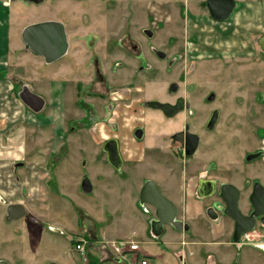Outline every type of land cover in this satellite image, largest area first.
I'll return each instance as SVG.
<instances>
[{
	"label": "rangeland",
	"instance_id": "374dc122",
	"mask_svg": "<svg viewBox=\"0 0 264 264\" xmlns=\"http://www.w3.org/2000/svg\"><path fill=\"white\" fill-rule=\"evenodd\" d=\"M205 1L11 0L9 13L0 8V42L5 41L7 15L17 22L16 33L19 22L52 18L64 22L70 52L53 65L55 69L66 64L63 72L70 81L56 78L68 81L72 94L67 104L73 108L65 118L61 113L66 100L56 99L60 114L50 123V85L40 80L36 89L26 80L46 100L36 113L21 104L18 91L23 82L8 79L12 88L6 113L0 109V128L6 127L0 137L7 146L3 150L13 155L0 160L6 163L0 168V260L9 264H89L91 259L97 264H193L201 250L200 260L206 264L214 252L197 241H210L211 229L216 236L223 233L232 240V219L205 213L209 207L221 212L224 203L196 197L195 188L200 175L232 183L240 189L239 205L247 213L253 182L264 184V60L256 41L264 34V0H237L240 7L227 21L213 19ZM250 2L261 7L255 33L253 25L242 22L240 16L250 11L245 10ZM146 29L153 35L148 36ZM157 51L166 58L161 59ZM48 71L47 66L38 69L44 75ZM171 83L178 84L175 94L183 95L198 112L187 119L191 131L202 139L190 159L182 155V160L179 156L173 160L171 153L180 149L176 143L170 146L169 139L184 127L188 114L171 120L141 107L147 100H174L168 91ZM113 87L125 89L117 104L109 94ZM74 108L87 115L83 122H75ZM215 108L221 114L210 131L205 128L206 118ZM137 124L146 128L142 142L133 137ZM113 135L122 138L127 158L120 171L103 148ZM12 137L18 138L19 147L26 141L25 150L17 147L15 151L9 144ZM153 141L161 146L160 153L165 151L171 158L161 163L158 155H144L143 147ZM250 153L255 156L249 158ZM17 162L23 166L15 173ZM172 168L182 175L169 178ZM85 175L93 185L90 193L81 189ZM147 179L180 202V216L185 193L190 210L203 213L200 219L186 217L187 231L165 225V232L156 236L155 207L139 202ZM171 185L176 188L171 190ZM190 191L193 196L187 194ZM14 202L24 204L27 212L7 221L6 207ZM242 237L240 243L246 246L229 248L233 263L243 264L247 252L261 253L264 261V251L247 246L264 237V224L258 223ZM114 240L121 246L118 252L111 248ZM132 241L139 243L140 251L130 250ZM79 242L85 246V255L77 248ZM216 259L217 264L224 263Z\"/></svg>",
	"mask_w": 264,
	"mask_h": 264
},
{
	"label": "water",
	"instance_id": "95a60500",
	"mask_svg": "<svg viewBox=\"0 0 264 264\" xmlns=\"http://www.w3.org/2000/svg\"><path fill=\"white\" fill-rule=\"evenodd\" d=\"M34 3H41L44 0H28ZM209 13L213 19L217 21H227L232 16L234 10L238 7L237 0H206ZM145 33L148 36L153 35V31L146 29ZM22 39L27 49L33 53L44 57L47 63H52L62 58L67 54L69 49V41L64 22L60 20H44L27 25L22 32ZM256 41L260 45V55L264 60V34L260 35ZM159 54L164 57V54ZM177 83H172L170 90L176 91ZM30 98L35 99L32 104L36 110H39L43 105V100L30 93ZM210 100L214 98L211 95ZM185 98L180 97L176 104L164 102L157 99L148 100L145 102L147 107L161 109L168 117H173L178 112L185 108H189V103L185 104ZM218 110L214 111L210 122L207 125L208 129H213L218 120ZM184 132L176 133L174 139L179 140V137ZM189 141L186 147V157L192 156L197 149L199 136L191 131L188 127L185 132ZM137 137H141L142 130L136 131ZM104 149L107 153L108 161L116 168H120L122 159L118 150L117 141L110 139L106 141ZM255 155H250L249 158ZM212 180H203L200 182L198 194L200 196H207L213 193L214 189L204 192L203 187L208 184H213ZM81 189L85 193H90L93 190L91 179L85 175L81 182ZM221 196L225 202L224 213L235 220V228L233 233V240L235 243H240L242 235L256 228L257 217L264 214V185L261 181H256L253 190L250 194L249 200L253 206V212L246 215L239 207V188L232 184L226 183L221 188ZM140 203L150 204L155 207V218L152 220L153 230L156 236L160 235L164 226L171 224L177 230H189L190 226L183 220L178 218V206L167 196H165L159 185L154 180H147L140 191ZM26 209L22 204H9L7 206L6 220L11 221L23 217ZM208 214L211 218H216L217 213L214 207H209ZM261 222L264 224V217ZM0 264H9L6 260H0Z\"/></svg>",
	"mask_w": 264,
	"mask_h": 264
},
{
	"label": "crops",
	"instance_id": "0c3cea01",
	"mask_svg": "<svg viewBox=\"0 0 264 264\" xmlns=\"http://www.w3.org/2000/svg\"><path fill=\"white\" fill-rule=\"evenodd\" d=\"M11 2L8 3V1L6 0H0V8H3L5 10L6 13H9V7L11 6ZM240 7V5L238 6ZM237 7V8H238ZM260 3L258 2H250L249 4H247V7L245 10H250L249 12H247L249 15L247 16V13L241 14V20L242 22H250L251 25H253V30L255 33V28H259L260 27ZM236 11V10H235ZM234 11V12H235ZM252 11H254V13H252ZM234 12L232 14V16L230 18L233 17ZM258 19V21H257ZM51 20H56L54 18H52ZM31 23H35L34 21L32 22H28V23H21L19 22V24L21 25L20 28V32L16 33L14 32V28L16 27L17 22H15V19L13 18V16L9 17V15H7V21L3 24L6 25V29H5V41H1L0 42V109L4 110V113H6V106L8 103V98H9V94L12 88L11 85H8L7 83L9 82L8 79L10 78H14L15 80L18 81V83H20V87L19 90L21 91V95L19 96L20 98V102L22 105L24 104L25 106H27L28 108H30L32 111L38 113L43 107H45L46 105V100L45 98L40 95L38 92H35L32 90V88L39 89V85L38 82L40 81L41 83H43V81H46L47 85H50V123L54 122L55 118H56V113L60 114L59 112H56L57 108H60V106H58L56 99L61 98L63 101L66 100V103H63V110L61 115L65 116H69L70 113L73 111V108L71 109V106H68L67 104V100L71 98V90H68V85L67 82L70 81V79L66 78V72L64 73V66L66 65L65 62L63 64H58L57 68L54 69L53 64L55 63H47L44 59V57L37 55L35 53H33L30 49H27L25 46V43L23 42L22 39V32L23 29L31 24ZM1 22H0V26H1ZM3 26V25H2ZM67 31V29H66ZM70 47L71 44L69 42V49L66 55L64 56H68L69 52H70ZM63 56V57H64ZM53 65V66H52ZM43 66H47V68H50V71H48V75H44L38 72L39 68H42ZM53 67V68H52ZM66 68V67H65ZM60 69V70H58ZM57 71V72H55ZM56 73V74H55ZM55 74V77H54ZM56 76H60L61 78L64 77L67 80H58V78H56ZM20 80V82H19ZM28 80L31 83V87L30 88V84L26 81ZM25 90V91H23ZM32 93L38 97H40L43 100V105L41 106V108L39 110H36L34 108V105H32L35 102V99L30 98L29 94ZM3 107V108H2ZM75 109V116L73 115V118L75 119V122L79 123L81 122L80 119L84 116V114H80L79 112H77V108ZM59 116V115H58ZM2 120L0 119V122ZM5 126L0 128V135L3 133L4 134V130H5ZM4 131V132H3ZM2 132V133H1ZM2 134V135H3ZM9 140L13 141V143H11L9 141V144L12 148L15 149V151L20 148L19 147V140L18 138L13 139L9 138ZM2 141V142H1ZM4 141L3 138L0 137V153L3 155L2 159L0 158V160L5 161L8 158V153L10 154L9 157H11V155H13V152L11 150H3V148H6L7 146L3 145ZM25 142H23V147L22 150H25ZM18 147V148H17ZM15 154V153H14ZM108 159V157H107ZM2 166H6V163H1L0 162V168ZM23 166V162H17L15 163V173L17 171V169L19 167ZM169 188L172 190L174 188H176L175 185H171L169 186ZM184 190H186V187H183ZM93 191V190H92ZM187 194H192L189 196H193L194 194L190 191ZM181 202L185 209L183 208V216L180 214H178V218L183 220L185 223L186 222V217L188 219L191 218V220L195 219V220H199L200 216H202L203 213L200 214V212H192L190 210V208L187 205V202H189L188 198L187 199H182ZM140 202V200H139ZM15 204L19 203L22 204L20 202H14ZM14 203H10V204H14ZM174 203L180 204V202L178 201H174ZM9 205V204H8ZM7 205V206H8ZM25 209L26 206L24 204H22ZM178 206V205H177ZM181 206V205H180ZM187 207V209H186ZM179 208V206H178ZM7 210V207H6ZM27 212V209H26ZM206 213V212H205ZM185 214V215H184ZM200 215V216H199ZM153 220V219H152ZM167 226H164V230L163 232H165ZM162 232V233H163ZM210 234V233H209ZM223 234V233H222ZM215 235V232L213 231V229H211V234L210 236L212 237V239L208 242H199L197 241V244H208L207 246L210 247V250H212L214 253L211 254L209 256V259L206 261V264H217L216 261H218L216 258L220 257V259L224 262L223 264H234V257H232L231 255L233 254V252L231 253V250L229 248H231L234 244H237V246L243 247L246 246L245 244H241V243H235L233 240V232H232V240H227L226 238H224V235ZM137 242V241H134ZM241 242V241H240ZM118 242H116L115 240L112 242V246L111 248L114 249V251L118 252L117 250V245ZM140 246V245H139ZM247 246H251L254 249L257 250H262L264 251V237L262 239H260V241L252 243V244H248ZM140 251V250H139ZM248 251V250H247ZM198 253L196 254V258L193 262V264H202L201 259V250L197 251ZM254 254V253H253ZM215 257V258H214ZM232 257V260H231ZM238 262H241L240 260ZM243 264H264V261L261 257V253L258 252V254H256V256H252L251 253H246L245 258L243 259Z\"/></svg>",
	"mask_w": 264,
	"mask_h": 264
},
{
	"label": "flooded vegetation",
	"instance_id": "af4514ba",
	"mask_svg": "<svg viewBox=\"0 0 264 264\" xmlns=\"http://www.w3.org/2000/svg\"><path fill=\"white\" fill-rule=\"evenodd\" d=\"M6 1H8V3L9 2H11V0H6ZM206 2V1H205ZM207 6V5H206ZM236 10V9H235ZM234 10V11H235ZM212 17V16H211ZM159 52H162L161 54H164L165 56L164 57H162L160 54H159ZM157 55L161 58V59H165L166 58V54L163 52V51H157ZM261 56V55H260ZM123 65V64H122ZM192 69H194V67L192 68ZM172 84V83H171ZM171 84L169 85V88H168V91L170 92V93H172V94H174L175 95V98H174V100H171V101H164V102H170V103H172V104H176L177 103V100L180 98V97H184L183 95H177V94H175V93H177V91H178V87H177V89H176V91H172V90H170V86H171ZM21 91L22 90H19L18 91V96H20L22 93H21ZM23 91H25V90H23ZM124 91H125V89L124 88H120V87H113L111 90H110V98L112 99V101L113 102H115L116 104L117 103H119V101H121V100H123V98H124V95H125V93H124ZM124 93V94H123ZM185 98V97H184ZM157 100H159V99H157ZM148 101V100H147ZM160 101H163V100H160ZM145 102L146 101H143V103H142V105H141V107L142 108H147V109H150V110H153V111H157L160 115H162V117H164V118H166V119H171V120H174V119H177V118H179L182 114H184V113H187L188 114V116H186L185 117V123H184V127L183 128H181V129H179L178 131H175L174 133H172L171 135H169V139L171 140L170 141V146H172L173 145V143H176L177 145H178V147H179V149H180V151H178L177 149L176 150H174L173 152H175V153H171L172 154V158H173V160H175L176 158H177V156H179L180 157V160H182V158H183V156L182 155H184V157H185V159H190V158H192L194 155H195V153L197 152V150L199 149V147H200V144H201V141H202V139H201V137H200V135H198L197 133H195V132H193V131H191V129H190V125H189V122L187 121V119L188 118H193V117H196V115H197V110H195L194 108H193V106H192V104L190 103V101H188L187 99L185 100V104H187V103H189V108H185V109H183V110H181L180 112H178L176 115H174L173 117H168V116H166L165 114H164V112L161 110V109H155V108H151V107H147L146 105H145ZM116 109H117V107H116ZM215 110H218V120H217V122H216V124L218 123V121H219V118H220V114H221V112H220V110L219 109H212L210 112H209V115H208V117L206 118L207 120H206V123H205V128L206 129H208L207 128V125H208V123L210 122V119L212 118V116H213V114H214V111ZM114 113L116 114L117 113V111L116 110H114ZM141 113H143V112H141ZM86 114H84V116L80 119V121L81 122H83V120H85V118H86ZM139 120H143V117H141V118H139ZM216 124H215V126H216ZM215 126H214V128H215ZM187 127H188V129H189V131H191V132H193V133H195V134H197L198 136H199V140H198V146H197V149H196V151L194 152V154L192 155V156H189V157H186V155H185V152H186V147L188 146V144H189V141H188V138H187V134L185 133L186 132V130H187ZM213 128V129H214ZM213 129H208V130H210V131H212ZM137 130H142V135H141V137H137V135H136V131ZM180 132H184L183 134H181L180 135V137H179V140H176V139H174V135L176 134V133H180ZM133 137L134 138H136L138 141H140V142H142V141H144V139H145V137H146V128H145V126L143 125V124H137V125H135L134 127H133ZM110 139H114V140H116L117 141V145H118V150H119V153H120V156H121V159H122V164H121V167L120 168H116L115 167V169L116 170H118V171H120L121 169H122V167H123V165H124V162L126 161V157L124 156V151H123V148H124V145H123V141L121 140L122 138L119 136V135H113V137H111V138H109L108 140H110ZM108 140H106V141H108ZM106 141H105V143H106ZM105 143H104V145H105ZM153 143H155V144H158V142H155V141H153V142H151L150 144H147V145H145L144 147H145V149H144V147H143V150L145 151L144 152V155L145 154H152V156H156V155H158L157 157L158 158H160L161 159V163H163V162H166L168 159H170L171 158V156H169V155H167L166 154V152L165 151H161V153H160V148H161V146L160 145H153ZM104 145H103V148H104ZM159 147V149H157ZM126 150H128V148H125ZM153 149H155V150H153ZM105 150V149H104ZM156 150H158L159 151V153H158V151H156ZM148 152V153H147ZM152 152V153H151ZM251 155L253 154V153H250ZM149 155V156H150ZM163 161V162H162ZM181 173V171L179 170V171H177L176 169L174 170L173 168L172 169H170V173L168 174V177L169 178H177L178 176H180V175H182V174H180ZM147 180H150V179H147ZM146 180V181H147ZM152 180V179H151ZM203 180H212V181H214V183L213 184H208L207 186H204L203 187V191L204 192H207V191H210L211 189H214V191H213V193L212 194H210V195H207V196H200L199 194H198V189H199V185H200V182L201 181H203ZM145 181V182H146ZM256 181H260V180H255L254 182H253V186H254V183L256 182ZM144 182V183H145ZM156 182V181H155ZM198 183H197V185H196V188H195V195H196V197H198V198H201V199H210L211 200V203H214V204H218V203H221V202H223L224 203V206H223V208L221 209V212H219V211H217L216 209H215V207H214V209H215V211H216V213H217V216L219 217V215L221 214V215H226L225 213H224V208H225V202H224V200H223V198H222V196H221V188H222V186L224 185V184H226V183H229V182H224V181H220V180H218L217 178H214V177H210V176H203V175H200V176H198V181H197ZM144 183H143V185H144ZM157 183V182H156ZM158 184V183H157ZM143 185H142V187H143ZM159 185V184H158ZM264 185V184H263ZM253 186H252V190H253ZM142 187H141V189H142ZM159 187H160V189H161V191H162V193L165 195V196H167L168 198H170L173 202H174V200L172 199V196H170L168 193H166V192H164L163 191V189H162V187L159 185ZM141 189H140V191H141ZM240 190V189H239ZM252 190H251V192H252ZM251 194V193H250ZM240 196H241V191H240ZM240 196H239V201H240ZM249 197H250V195H249ZM139 198H140V193H139ZM189 199V197H187L186 196V194L184 193V198L183 199ZM239 207H240V205H239ZM241 209V208H240ZM253 206H252V204H251V209L247 212V213H244L243 211V213L244 214H246V215H250L252 212H253ZM208 212V209H207V211H206V213ZM179 214V213H178ZM208 215V214H207ZM226 216H228L230 219H232V221H233V233H234V228H235V220L232 218V217H230L229 215H226ZM210 217V216H209ZM262 217H264V214H262V215H260L259 217H257V224L258 223H261L262 224V222H261V219H262ZM257 226V225H256Z\"/></svg>",
	"mask_w": 264,
	"mask_h": 264
},
{
	"label": "built area",
	"instance_id": "2783aa9c",
	"mask_svg": "<svg viewBox=\"0 0 264 264\" xmlns=\"http://www.w3.org/2000/svg\"><path fill=\"white\" fill-rule=\"evenodd\" d=\"M247 234V233H246ZM243 237H241V240H242ZM77 248L79 249V251L85 255V246L83 245V243H78L77 244ZM121 249V246H118L117 247V250L119 251ZM130 250L131 251H139L140 250V246H139V243L138 242H134L132 241L130 243ZM86 259V257H85ZM146 262H143V264H145Z\"/></svg>",
	"mask_w": 264,
	"mask_h": 264
},
{
	"label": "trees",
	"instance_id": "16d2710c",
	"mask_svg": "<svg viewBox=\"0 0 264 264\" xmlns=\"http://www.w3.org/2000/svg\"><path fill=\"white\" fill-rule=\"evenodd\" d=\"M205 4H206V2H205ZM89 264H97L94 260H89Z\"/></svg>",
	"mask_w": 264,
	"mask_h": 264
}]
</instances>
